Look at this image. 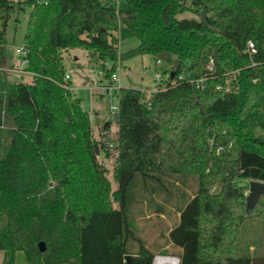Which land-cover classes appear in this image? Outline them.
<instances>
[{
    "label": "trees",
    "instance_id": "16d2710c",
    "mask_svg": "<svg viewBox=\"0 0 264 264\" xmlns=\"http://www.w3.org/2000/svg\"><path fill=\"white\" fill-rule=\"evenodd\" d=\"M20 10L0 0V69L7 20ZM188 10L199 18L177 17ZM128 39L137 46L118 54ZM23 45L31 82L0 70L4 264L17 252L26 264H128L126 255L152 264L133 208L164 215L160 193L176 200L167 239L179 264H264L240 248L246 221L264 224V197L246 210L235 184H264V0H49L30 11ZM69 49L112 62L108 76L117 61L148 55L171 64L175 81L149 98L119 88L115 138L105 122L95 139L88 112L63 87ZM112 142L115 190L96 160Z\"/></svg>",
    "mask_w": 264,
    "mask_h": 264
},
{
    "label": "rangeland",
    "instance_id": "374dc122",
    "mask_svg": "<svg viewBox=\"0 0 264 264\" xmlns=\"http://www.w3.org/2000/svg\"><path fill=\"white\" fill-rule=\"evenodd\" d=\"M102 1L106 2L107 0ZM114 1L117 3L122 2V0ZM28 16L29 13L26 11H15L10 14L7 20L5 31L6 65L5 68H1L0 70H4L9 75L8 80L11 83L30 81V77L26 74V71L21 69L23 56L19 50V47L23 45ZM177 17L199 18L194 11L189 10L177 14ZM137 44L138 42L134 39L120 41L116 51L120 54L134 48ZM70 50L73 49L61 52L62 59L67 62L65 72L71 76L72 87L74 88V92H72L78 98L81 108L88 112L89 117H93V121L90 123L92 126V135L95 139H99L103 124L109 122L110 138L114 139L117 130V116L110 115L108 110L110 105L116 104V100L114 98L108 99L100 96L96 89H93L91 92L88 89L92 85V82L101 80L98 76L99 70H103L105 67V71H111L112 62L106 60L107 65H103L97 60L90 59L88 55L85 57L84 54L87 52L82 49H76L78 51L75 54H78L80 59L79 62H76L72 60L73 53ZM86 58L87 60H85ZM116 65L119 68L116 66L112 72L119 78V83L128 88L141 90L146 98H149L151 93L158 89H164L167 85L175 81L172 79L174 76L170 78V74L172 73L171 64L148 55L135 56L124 62L117 61ZM157 73H160L159 80L155 76ZM116 84H118V80ZM108 150L110 155L105 157L102 153L100 157L101 161H99L107 169V178L110 182L111 189L115 190L116 183L112 177L114 149L108 146ZM249 182L250 180L235 181L237 186L244 188L245 197L248 193ZM191 185V190H189L190 194L193 188H195L193 183ZM214 189L215 187L212 188V191ZM162 196V193L159 196H155L154 202L161 203L165 206L164 215L159 216L153 213V207L149 206L148 203L138 204L133 208L135 214L133 224L139 237L144 240L146 248L154 257L172 256L179 260L178 255L180 254V249L173 246L167 239L168 230L178 221L179 214L174 209L176 200L172 198L165 203L162 201ZM240 248L250 255H264V224L257 219L246 221L243 226ZM0 264H4V257L1 252ZM14 264H26L25 255L22 252L15 254Z\"/></svg>",
    "mask_w": 264,
    "mask_h": 264
},
{
    "label": "built area",
    "instance_id": "2783aa9c",
    "mask_svg": "<svg viewBox=\"0 0 264 264\" xmlns=\"http://www.w3.org/2000/svg\"><path fill=\"white\" fill-rule=\"evenodd\" d=\"M7 2H10L12 4H16L21 8V12L26 11L27 13H30L31 10H33V8L36 5H46L49 0H6ZM116 4H119L116 2ZM20 53L23 56V58L26 56V49L25 46L22 45L21 47H19ZM245 53L249 56V58H251L255 53H256V47L254 45V43L252 41H248L246 43V48H245ZM158 63H160V61H158ZM62 66L64 67V69L66 70L67 67V62L63 59L62 60ZM117 68H119L117 66ZM106 68L104 67L103 70H99L98 72V76L101 78L100 81L97 82H92V85H90V87L88 88L89 91L91 92L93 89H96L99 93L100 96L102 97H106V98H114L116 100V104L114 105H110L109 106V114L110 115H117L118 112V89L119 87L116 84L117 76L114 73H111L109 76L106 74ZM156 79L159 80L160 78V73H157L156 75ZM64 85L63 87L68 90V91H74V88L70 85H67V82H70V75L65 72V76H64ZM89 121L90 123L93 121V117H89ZM110 148H114L115 143L112 142L108 145ZM101 154L96 155V160L100 163V157ZM100 160V161H99Z\"/></svg>",
    "mask_w": 264,
    "mask_h": 264
},
{
    "label": "water",
    "instance_id": "95a60500",
    "mask_svg": "<svg viewBox=\"0 0 264 264\" xmlns=\"http://www.w3.org/2000/svg\"><path fill=\"white\" fill-rule=\"evenodd\" d=\"M204 15V13H202ZM174 76V72L170 74L172 78ZM260 197H264V184L258 181H250L249 182V189L247 196L245 198V207L246 210H252L257 202L259 201ZM39 250L43 252L45 250V245L43 242H39L38 244ZM125 259L127 260L128 264L130 263L131 256L126 255ZM141 264H143L144 258L143 256L139 257Z\"/></svg>",
    "mask_w": 264,
    "mask_h": 264
},
{
    "label": "crops",
    "instance_id": "0c3cea01",
    "mask_svg": "<svg viewBox=\"0 0 264 264\" xmlns=\"http://www.w3.org/2000/svg\"><path fill=\"white\" fill-rule=\"evenodd\" d=\"M73 54H72V60L73 61H76V62H79V56H78V54H75V53H77V51L78 50H76V49H73V50H70ZM76 51V52H75ZM85 55V57L87 56V53L86 54H84ZM85 60H87V58L85 59ZM103 65L105 64V65H107L106 64V61H103V62H101ZM25 67H26V62L23 60L22 61V64H21V69H25ZM26 74L27 75H29V77H30V81H28L27 83H30L31 82V80H32V74H29V73H27L26 72ZM12 79V78H11ZM118 79V84H117V86L119 87V88H128V87H126V86H124V85H122V84H120L119 83V78H117ZM70 84H71V86H73L72 85V81H71V76H70ZM141 91V90H140ZM74 92V91H73ZM76 97V96H75ZM98 111V110H97ZM90 112V111H89Z\"/></svg>",
    "mask_w": 264,
    "mask_h": 264
},
{
    "label": "bare ground",
    "instance_id": "6f19581e",
    "mask_svg": "<svg viewBox=\"0 0 264 264\" xmlns=\"http://www.w3.org/2000/svg\"><path fill=\"white\" fill-rule=\"evenodd\" d=\"M152 264H179V260L172 256H156Z\"/></svg>",
    "mask_w": 264,
    "mask_h": 264
}]
</instances>
